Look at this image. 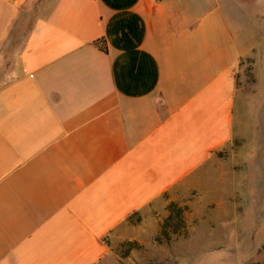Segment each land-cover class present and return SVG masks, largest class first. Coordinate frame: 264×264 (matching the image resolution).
Segmentation results:
<instances>
[{
	"label": "crops",
	"instance_id": "0c3cea01",
	"mask_svg": "<svg viewBox=\"0 0 264 264\" xmlns=\"http://www.w3.org/2000/svg\"><path fill=\"white\" fill-rule=\"evenodd\" d=\"M262 73L264 0H0V264H102L130 215L216 193Z\"/></svg>",
	"mask_w": 264,
	"mask_h": 264
},
{
	"label": "rangeland",
	"instance_id": "374dc122",
	"mask_svg": "<svg viewBox=\"0 0 264 264\" xmlns=\"http://www.w3.org/2000/svg\"><path fill=\"white\" fill-rule=\"evenodd\" d=\"M234 77L244 92L253 91L250 60L240 61ZM241 116L236 115L238 129L243 126ZM243 135L244 144L236 141L232 148L218 152L211 174L218 179L216 193L188 196L149 213L130 215L109 242L102 264H264V119L259 121L251 108ZM170 203L182 209L184 224L176 233L169 228L165 236L162 224Z\"/></svg>",
	"mask_w": 264,
	"mask_h": 264
},
{
	"label": "trees",
	"instance_id": "16d2710c",
	"mask_svg": "<svg viewBox=\"0 0 264 264\" xmlns=\"http://www.w3.org/2000/svg\"><path fill=\"white\" fill-rule=\"evenodd\" d=\"M102 51L106 52V44L103 39H99L94 42ZM169 215L162 224V234L169 236V228H172V233H176L180 228L183 227L184 221L182 218V209L175 203L169 205Z\"/></svg>",
	"mask_w": 264,
	"mask_h": 264
}]
</instances>
